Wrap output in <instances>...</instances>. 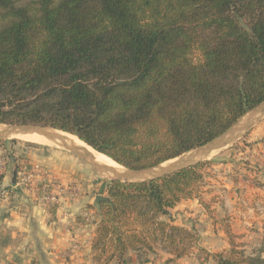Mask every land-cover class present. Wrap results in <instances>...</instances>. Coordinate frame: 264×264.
<instances>
[{
	"label": "trees",
	"instance_id": "trees-1",
	"mask_svg": "<svg viewBox=\"0 0 264 264\" xmlns=\"http://www.w3.org/2000/svg\"><path fill=\"white\" fill-rule=\"evenodd\" d=\"M263 100L264 0H0V122L65 130L136 169L205 144ZM210 163L106 181L93 264L189 254L197 234L170 211L204 201ZM226 233L216 264H264Z\"/></svg>",
	"mask_w": 264,
	"mask_h": 264
},
{
	"label": "rangeland",
	"instance_id": "rangeland-1",
	"mask_svg": "<svg viewBox=\"0 0 264 264\" xmlns=\"http://www.w3.org/2000/svg\"><path fill=\"white\" fill-rule=\"evenodd\" d=\"M29 137L15 141L0 138V160L5 163V168L15 170L17 163L28 164L29 168L38 164L46 172V182L36 181L30 191L22 187L21 190L26 194L29 192L33 200L43 205L34 195L42 183L47 184L50 191H55L57 199L54 203L52 201L45 204L46 207L52 211L61 206L63 215L66 213L64 204L67 201L80 203L82 196L88 193L94 200V205L83 208L77 216L82 220H100L95 197L106 180L74 154L61 150L52 143L46 144ZM64 153L78 158L79 163L86 166L88 173L78 168L74 175L69 162L58 157V154ZM206 162L211 163L203 169L204 203L199 199H192L188 204L179 203L170 211L172 222L188 227L197 234L196 246L182 258H175L162 249L145 250L143 255L148 260H157L158 264H216L213 253L208 252L203 245L211 246L214 253V250H228V227L234 235V241L247 254H254L257 250L264 251V120L244 138L219 151ZM111 165L116 166L114 163ZM55 170L61 171L64 178L56 176ZM68 174L73 176L68 177ZM90 180H93L92 188L89 186ZM52 213L49 212L51 220L55 217L50 215ZM212 237L214 240H209ZM214 241H220V244L215 245ZM130 254L133 259L131 264H144L148 261L139 260L137 252L131 251Z\"/></svg>",
	"mask_w": 264,
	"mask_h": 264
},
{
	"label": "crops",
	"instance_id": "crops-1",
	"mask_svg": "<svg viewBox=\"0 0 264 264\" xmlns=\"http://www.w3.org/2000/svg\"><path fill=\"white\" fill-rule=\"evenodd\" d=\"M58 157L69 162L74 175L78 168L88 173L78 158L65 153L58 154ZM7 168L1 171L4 177L0 186V264H93L92 243L100 220H82L77 216L83 208L94 205L90 194L82 196L80 203L67 201L63 215L61 206L51 211L33 200L29 192L26 194L21 188L14 189L15 170ZM55 175L64 178L59 170H55ZM89 186L93 187V180ZM4 188H10V193L2 195ZM190 202L184 200L181 203ZM49 212L55 215L52 220ZM213 243L219 245L220 241ZM203 247L214 253L211 246L204 244ZM158 263L150 259L144 264Z\"/></svg>",
	"mask_w": 264,
	"mask_h": 264
},
{
	"label": "water",
	"instance_id": "water-1",
	"mask_svg": "<svg viewBox=\"0 0 264 264\" xmlns=\"http://www.w3.org/2000/svg\"><path fill=\"white\" fill-rule=\"evenodd\" d=\"M263 120L264 100L245 112L229 128L205 144L191 149L176 158L153 166L136 169L122 166L113 159L112 160L116 162L118 166L115 167L104 164L89 148L92 150L95 149L82 141L78 136L49 125L0 122V138L23 139L24 136L37 134L50 140L55 147L74 154L80 160L91 166L102 179L106 181L117 180L135 183L160 179L185 168L206 162L219 151H222L244 138ZM72 136L77 137L83 143L78 142ZM102 201L111 202V199L107 195H96L95 205L97 208H100V203Z\"/></svg>",
	"mask_w": 264,
	"mask_h": 264
},
{
	"label": "built area",
	"instance_id": "built-area-1",
	"mask_svg": "<svg viewBox=\"0 0 264 264\" xmlns=\"http://www.w3.org/2000/svg\"><path fill=\"white\" fill-rule=\"evenodd\" d=\"M4 167L5 163L0 160V172L4 169ZM15 175L16 182L12 186L14 189L22 187L27 188L30 191V187H32L36 181L46 182V178H44L46 176V172L38 164H35V166L31 165V168H29L28 164L23 165L22 163H17ZM10 190V188H4L1 190V194L7 195L10 193ZM54 192V190L50 191V188H48L47 184L42 183L41 187L37 188V194L34 195V198L42 202L43 205L50 204L52 201V203H54V201L57 199V196Z\"/></svg>",
	"mask_w": 264,
	"mask_h": 264
},
{
	"label": "bare ground",
	"instance_id": "bare-ground-1",
	"mask_svg": "<svg viewBox=\"0 0 264 264\" xmlns=\"http://www.w3.org/2000/svg\"><path fill=\"white\" fill-rule=\"evenodd\" d=\"M30 136L29 138L32 139V140H38V141H41L43 143H46V144H49V143H52L50 140H48L47 138L45 139V137L43 136H39L37 134H33V135H27V136H24V137H28ZM42 137V138H41ZM73 137V136H72ZM75 138V140H77L78 142H82L81 140H79L77 137H73ZM37 141V142H38ZM83 143V142H82ZM95 155L96 157L101 161L103 162L104 164H107V165H110V166H113L111 164H115L116 166H118V164H116V162H114L111 158H109L108 156L96 151V150H92L91 148H89ZM111 163V164H110ZM115 166V167H116Z\"/></svg>",
	"mask_w": 264,
	"mask_h": 264
}]
</instances>
